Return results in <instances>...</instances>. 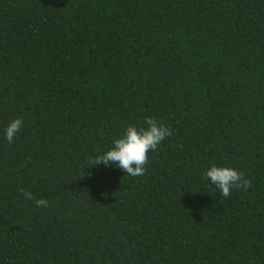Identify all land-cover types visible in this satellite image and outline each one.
I'll return each mask as SVG.
<instances>
[{"label":"trees","instance_id":"trees-1","mask_svg":"<svg viewBox=\"0 0 264 264\" xmlns=\"http://www.w3.org/2000/svg\"><path fill=\"white\" fill-rule=\"evenodd\" d=\"M149 116L143 176L89 165ZM0 264H264V0H0Z\"/></svg>","mask_w":264,"mask_h":264},{"label":"clouds","instance_id":"clouds-1","mask_svg":"<svg viewBox=\"0 0 264 264\" xmlns=\"http://www.w3.org/2000/svg\"><path fill=\"white\" fill-rule=\"evenodd\" d=\"M23 123L22 118H16L6 127L5 137L9 144L14 142ZM145 123L147 127L127 126L123 136L114 139L110 150L89 158V165L94 167L115 164L129 176H143L146 172L145 166L149 163L148 153L156 151L161 142L172 135L168 126L153 117H146ZM204 179H210L224 198H228L233 189L247 191L251 187V181L246 178L243 171L230 167H219L215 164L207 169ZM21 193L25 199L34 200L37 207H49L46 199H35L31 191L21 189Z\"/></svg>","mask_w":264,"mask_h":264}]
</instances>
